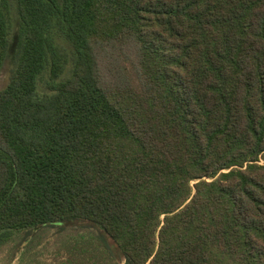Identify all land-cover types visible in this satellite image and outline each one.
<instances>
[{"label":"trees","instance_id":"trees-1","mask_svg":"<svg viewBox=\"0 0 264 264\" xmlns=\"http://www.w3.org/2000/svg\"><path fill=\"white\" fill-rule=\"evenodd\" d=\"M11 58L0 255L264 264V0H0Z\"/></svg>","mask_w":264,"mask_h":264},{"label":"rangeland","instance_id":"rangeland-1","mask_svg":"<svg viewBox=\"0 0 264 264\" xmlns=\"http://www.w3.org/2000/svg\"><path fill=\"white\" fill-rule=\"evenodd\" d=\"M14 68H15L14 58H11L10 61H8L0 77V91L7 86ZM73 225L78 226L79 224L78 225L73 224ZM55 235L58 236V232L57 230H53V229H49V230L42 229L41 232L37 231L34 233L21 234L20 235L21 242L17 240L18 241L17 247L12 250L6 251L5 253L0 255V264H8V263L9 264H20L21 256L32 239H34L36 236H39L37 247H39L38 249H43L44 246L48 245L50 247L54 243H56L59 237H56ZM61 235H66V233H63ZM39 243H41V245ZM38 249L35 248V250L31 254H35L36 252H38Z\"/></svg>","mask_w":264,"mask_h":264}]
</instances>
